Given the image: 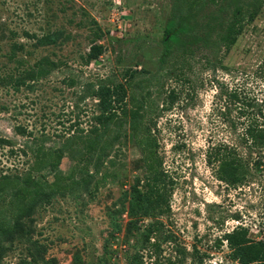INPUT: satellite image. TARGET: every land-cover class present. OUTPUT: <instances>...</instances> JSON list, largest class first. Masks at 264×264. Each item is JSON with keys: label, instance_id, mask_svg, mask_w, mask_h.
Segmentation results:
<instances>
[{"label": "rangeland", "instance_id": "obj_1", "mask_svg": "<svg viewBox=\"0 0 264 264\" xmlns=\"http://www.w3.org/2000/svg\"><path fill=\"white\" fill-rule=\"evenodd\" d=\"M189 1L0 0V179L12 184L0 206L11 229L0 237V264H130L146 233L144 264H238L224 234L243 227L264 241V147L245 135L264 127V0ZM236 8L241 31L227 48L221 36ZM173 19L199 40L192 55L163 63ZM124 79L127 106H143L164 173L162 207L148 215L134 202L155 181L126 125L93 155L65 141L95 125L92 89ZM223 146L245 164L239 184L221 181L209 162ZM67 147L74 158L61 160L60 179L31 170L40 149ZM26 178L42 191L18 218L27 204L13 200L12 186Z\"/></svg>", "mask_w": 264, "mask_h": 264}, {"label": "trees", "instance_id": "obj_2", "mask_svg": "<svg viewBox=\"0 0 264 264\" xmlns=\"http://www.w3.org/2000/svg\"><path fill=\"white\" fill-rule=\"evenodd\" d=\"M214 2V0H209ZM193 2L191 0L188 5L191 6ZM240 9L236 8L233 12V21L226 27V32L221 36V42L227 48H230L235 42L236 36L241 31L238 24L240 21ZM236 18V19H235ZM207 37V35H205ZM200 39L205 41L206 39ZM190 41H186V39ZM198 37L189 35L184 23L181 20H171L168 23L167 28L164 30V53L161 57L163 63L167 62L168 58L173 60H184L186 56L192 53L190 47L198 41ZM96 49V50H95ZM99 47H92V56H97ZM192 55V54H191ZM135 72L130 71L126 73V78L130 81L133 79ZM27 80L34 81L37 76L31 70L25 73ZM4 77L0 75V83ZM130 81L124 79L121 83L116 85L99 84L96 89H92L91 96L97 100L98 114L94 117L95 125L87 131L80 132V134L69 135L65 141L70 144L81 145V150L86 155H93L98 149V146L106 139V137L112 133V128L121 126L122 124L127 126V130L132 133V136L144 156L146 172L152 175V180L155 181L154 185L148 189L145 193H142L141 199L136 200L135 209L140 210L143 215H148L150 210L161 209L162 207L160 199V189L157 187V181L164 175L160 171L161 162L157 155V142L154 135L151 132L149 124L145 121L146 114L142 111L143 106H134L128 108L127 98L128 90L130 87ZM170 104L174 101V91L169 93ZM245 135L250 139L251 144L255 147H264V127L260 125L248 126L245 129ZM64 141V142H65ZM67 151L61 149L56 150H42L40 149L36 155L34 164L31 167L32 171L39 172L42 169H50L54 172L55 179L58 180L61 177L57 176L61 160L68 155L73 160V155L70 153V147H67ZM215 152L209 153V162L216 164V172L220 175V180L230 185L239 184L242 182L243 176L246 175V167L241 159L233 149L223 146L216 149H212ZM61 174V173H59ZM58 174V175H59ZM62 175V174H61ZM9 185L5 177L0 179V206L4 201V194H7ZM14 192L12 194L13 200L19 203H26L27 206H18L17 216L18 218L29 217L33 210V203L35 199L41 196L42 187L31 178H26L20 185L12 186ZM11 200V202H13ZM28 203H31L28 204ZM132 224L133 229L138 231L135 220ZM11 229H8L7 225L3 221H0V237L7 235ZM223 240L226 242L227 247L230 250V256L238 264H264V241H253L248 236V230L239 227L235 230L224 234ZM150 245L149 234L146 233L139 238L134 244L135 252L132 254L130 264H144L143 250L148 249Z\"/></svg>", "mask_w": 264, "mask_h": 264}]
</instances>
